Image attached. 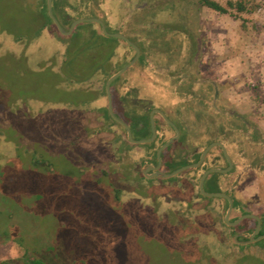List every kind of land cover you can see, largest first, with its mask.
Wrapping results in <instances>:
<instances>
[{
    "label": "rangeland",
    "instance_id": "obj_1",
    "mask_svg": "<svg viewBox=\"0 0 264 264\" xmlns=\"http://www.w3.org/2000/svg\"><path fill=\"white\" fill-rule=\"evenodd\" d=\"M129 1L133 18L124 29L135 36L142 34L143 26L134 18L149 21L154 10L167 2L158 0L151 6L147 0ZM181 1L197 2L176 0V4L181 5ZM255 1L259 7L239 18L194 3L192 23L202 54L200 63L207 65L204 74L219 83L223 103L247 121V168L258 163L240 186L237 180L233 184L236 174L225 177L222 183L231 185L230 190L258 214L264 211V0ZM121 3L114 1L108 6L118 21L123 12ZM175 9L161 11L154 25L167 29ZM188 10L190 14L191 8ZM37 13V0H0V31L2 28L29 39L14 43L6 38L5 44L0 36V259L20 263L26 249L49 264H73L87 253L95 264H237L248 253L264 258V244L245 249L233 244L235 236L222 225L220 208L213 212L216 222L212 225L217 232L185 237V228L165 220L169 214H177L178 223L194 218L195 211H187L186 204L173 200L174 188H183L186 177H199L213 158L224 165L222 156L213 157L220 149L214 148L203 167L182 173L176 181L159 176L141 178L146 148L127 142L126 131L109 117L104 83L93 86L95 68L101 66L107 53L98 45L103 39L91 40L87 29L94 26L102 30L101 26L82 22L85 36L60 31V37L52 31L53 38L50 32L47 39L39 40ZM167 35L172 39L167 42L170 47L186 46L185 36ZM47 42L48 52L64 43L65 60L60 69L54 70L39 59L45 58ZM29 44L33 57L27 52ZM167 46L158 44L159 48ZM128 49L119 47L116 62L124 61L126 55L133 57L134 51ZM153 58L159 61L157 55ZM57 61V57L52 59ZM141 65L137 62L114 82L119 90L113 89V109L120 118L126 119L131 85L144 93L148 80L159 86H152L150 92L158 97V103L171 111L181 103V97L172 95L168 78L155 71L149 75ZM85 78L93 82L84 84ZM102 110L106 112L100 117ZM230 132L236 139L231 144L236 153L243 138L238 128ZM166 134L169 137L172 132ZM257 136L262 144L247 142ZM207 142L199 140L198 145L204 147ZM239 170L238 166L236 173ZM116 188H122L119 200ZM240 214L235 210L231 217Z\"/></svg>",
    "mask_w": 264,
    "mask_h": 264
},
{
    "label": "flooded vegetation",
    "instance_id": "obj_2",
    "mask_svg": "<svg viewBox=\"0 0 264 264\" xmlns=\"http://www.w3.org/2000/svg\"><path fill=\"white\" fill-rule=\"evenodd\" d=\"M115 2H122L123 4V12L121 13L122 17L118 21V18H116L115 11L113 9L109 10V20L115 28L120 29L119 31H112V32H122L125 35H127L133 42H135L141 49V54L144 52L147 55V60L146 63H144L142 68L146 71H148L149 75L151 71L158 72L159 75H163L166 78H168L170 82V86H172L171 92L172 95L175 97H181V103L179 105H174V110L171 111L167 109L164 105L161 103H158L157 101V96L152 95L151 92V87H159L156 85L153 80H148L145 82V88L149 91H142L140 90L139 87L136 85H131L130 93H129V102H128V109L125 110L124 116L126 119H123L125 122H127L132 130V135L133 138L136 140H142V139H147L153 136L154 130L152 127V116L154 118L155 122V130H156V135L154 139L150 142H144V143H135V142H130V144L135 145V146H142L144 149L146 148V154L145 157L142 158L144 160V163L139 166H141L140 169V174L145 176V177H158L155 175H151L154 172V169L149 168L151 165L152 166H157L158 165V157H157V152L158 149L167 141H169L171 138L175 137L177 135V129L165 118H169L178 128L180 131V136L179 138L174 141L172 144L167 146L163 152H162V166L160 170L164 172H173L176 169L193 164L199 161L201 154L203 150L210 145L213 142H221L225 145L229 156L231 157L233 161V166L231 169L228 171H214V172H220V173H229L233 172V174H236L235 181L233 184H235L237 180V184L244 183L245 179L247 178V172H251L252 170H255L257 167L258 163H252V169L247 168L248 163L246 161L247 156H246V151H245V146H246V127H247V121L244 117V115H241L240 113H235L232 111L226 104L223 103V97H222V92L219 83H216L213 79H210L208 76L204 74L205 72V67L207 65L201 64L200 63V57L202 54H200V51L198 49L197 41H196V35L197 33L194 32L193 28V13L192 10L196 4L194 1H188L184 4H182L183 1H181V5L176 4V9L173 12V15L168 18L170 22L169 23H174L175 25H179V29L181 30L180 35L185 36V42L186 46H182L183 43H180L176 47H170V43H167L168 40L172 41L170 36L167 34H164L161 36L157 34V32H160L161 30H164L161 28V26H153L152 21L157 22L159 18L162 16L163 13L159 12L158 15L153 16L152 19L149 18V21H145L144 24L139 23V25H142L145 27V30L142 32L141 35H133L131 32H126L124 29V26L127 22H130L131 18H133L130 14H132V3L129 0H114ZM195 3V4H194ZM134 4V3H133ZM197 6V4H196ZM205 7V6H203ZM207 7V6H206ZM139 8V7H138ZM190 10V14L186 13L184 10ZM197 8V7H196ZM189 11V10H188ZM79 18V17H78ZM101 18V17H100ZM116 18V19H115ZM77 19V18H76ZM136 21V20H135ZM192 25H191V24ZM190 24L191 28L188 27ZM101 26V25H100ZM70 28V27H69ZM67 28V29H69ZM102 29V27H101ZM158 30V31H156ZM74 32V31H73ZM138 34V33H137ZM71 35V34H70ZM112 37V36H110ZM118 38V37H116ZM121 39V38H120ZM135 39L136 41H134ZM123 40V39H122ZM138 41L145 40L144 43V48L142 49L141 46L138 44ZM125 41V40H124ZM126 42V41H125ZM127 43V42H126ZM160 43H165L167 46L166 48H159L158 44ZM128 44V43H127ZM124 45V44H123ZM129 45V44H128ZM176 45V44H175ZM125 46V45H124ZM131 46V45H130ZM120 47V46H119ZM119 47H117V51H119ZM126 47V46H125ZM132 47V46H131ZM128 48V47H126ZM134 50V55L136 54L135 49L132 47L131 49L129 48L128 50ZM132 50V51H133ZM119 53V52H118ZM117 52H115V56L112 57V59L107 62V63H101V66L98 68H95L96 73H95V85L96 84H103V90L104 94L107 98V91H106V83L108 79L118 72L117 70V65L119 62L117 61V58L119 57ZM153 55H157V58L159 59L158 62H154ZM141 56V55H140ZM133 57L131 59H133ZM140 58V57H139ZM130 59V60H131ZM157 59V60H158ZM129 60V61H130ZM139 60V59H138ZM128 61V62H129ZM127 62V63H128ZM138 62V61H137ZM136 62V63H137ZM126 63V64H127ZM135 63V64H136ZM125 64V65H126ZM134 64V65H135ZM100 65V64H99ZM133 65V66H134ZM132 66V67H133ZM130 67L129 69H131ZM128 69V70H129ZM117 70V71H116ZM127 70V71H128ZM126 71V72H127ZM113 72V74H111ZM125 72V73H126ZM124 73V74H125ZM111 74L110 76H108ZM122 74V75H124ZM121 75V76H122ZM120 76V77H121ZM119 77V78H120ZM119 78L113 81L111 84V93H112V102H113V89L114 91H118L119 88H117V84L114 85L115 81H119ZM121 80V79H120ZM93 82L91 79L85 78L83 79V83L86 84V82ZM93 84V83H92ZM92 88H97V87H92ZM98 90V89H97ZM157 94V93H156ZM212 105H208L211 104ZM106 109L108 110V98H107V105ZM208 109H213V113H209ZM102 113L100 114V117L105 114L106 110H102ZM164 115H163V113ZM188 116H190L188 118ZM120 118V117H119ZM191 118V119H190ZM116 121V120H115ZM149 122V124H148ZM119 123V122H118ZM122 125V124H121ZM123 126V125H122ZM124 127V126H123ZM232 129L238 128V131L240 133V137L243 138V143L240 141L239 142V150L234 153L235 151L233 150L231 144L235 142L236 139H232ZM127 133V129L124 127ZM201 130V131H200ZM168 131H171L172 134L169 137H165ZM257 132H259L258 127H257ZM148 135L146 137H142ZM163 138L162 140L160 138ZM127 138H128V133H127ZM253 138V137H252ZM129 139V138H128ZM206 139L208 144L205 145L204 147L199 146L198 141ZM254 139L255 145L262 144V140L257 136ZM161 140V141H160ZM187 140L189 143L183 145V141ZM160 141L159 146L153 151V147L150 146L152 143H158ZM177 145V148H173L174 145ZM218 147L220 149V153L216 154L213 157H219L222 156L223 159L225 160L224 165H220L219 163L217 164V160L213 158L212 163L207 166L204 171L201 173L199 177H189V178H184L182 180L183 188H178L181 190H185L188 188V185L186 184V180L190 179L194 185L193 187V194L192 198L195 199H200L201 195L209 197V198H222L226 199L228 201V207L227 210L224 214V221L226 213L229 208V200L224 197V196H209L204 194L201 189H200V180L203 176V174L211 169V168H218V169H227L229 167L228 159L225 156V153L222 149L221 146L216 145L213 148H211L208 153L206 154L203 162L197 166V167H190L186 170L181 171L180 173L171 176V177H166L169 180H178L179 176L182 173L188 172L190 169L192 170H197L201 167H203L204 163H207L208 160L211 157L212 151L214 148ZM170 150L171 153L174 154H180V156H184L190 162H188L185 165H182L174 170H170L166 163H167V150ZM200 153V156L197 160H193L194 156L196 154ZM237 154H238V160L240 161L239 164L237 163ZM147 158V159H146ZM257 162V161H256ZM239 166L240 170L236 173V169ZM256 171V170H255ZM211 172L207 175L205 181H204V190L206 192L210 193H226L229 196L232 197L233 202L234 198L239 199V197L235 194L233 190H230L232 187L231 185L228 187L224 186L222 183V180L225 179L219 178L216 182V186L220 191H209L207 188H210V185H208V179L210 178L211 174L214 173ZM159 177H164V176H159ZM153 178H148V179H153ZM211 183H214L211 181ZM213 185V184H212ZM215 186V185H213ZM212 186V187H213ZM175 189V188H174ZM175 194V193H174ZM224 205V202L223 204ZM214 210L215 207L210 203L208 206V212L210 213L211 217L214 219ZM248 210V209H247ZM235 211V208L233 206L232 213ZM241 212V211H240ZM263 211L260 213L262 214ZM232 213L230 215V220L231 221H236L241 215L246 214V213H255L252 212L251 210L241 212V214L236 217L235 219H231ZM260 213H255L258 216H260ZM252 218V217H248ZM261 218V216H260ZM247 219V218H245ZM243 219V220H245ZM256 221L257 219L254 218ZM242 220V221H243ZM241 221V222H242ZM236 225H230L226 222L227 225L229 226H240V223ZM257 223L252 231V233L255 231L257 227ZM213 223L209 224V230L210 231H215L217 232V229L215 226H213ZM241 228V227H240ZM262 228V218H261V226L258 235L264 234V232H261ZM246 234L243 231L237 232L235 236V240L238 244L241 245H246L250 243H256L262 239H259L254 242L246 243L248 240V237L252 234ZM239 237L244 238L243 240H238Z\"/></svg>",
    "mask_w": 264,
    "mask_h": 264
},
{
    "label": "trees",
    "instance_id": "obj_3",
    "mask_svg": "<svg viewBox=\"0 0 264 264\" xmlns=\"http://www.w3.org/2000/svg\"><path fill=\"white\" fill-rule=\"evenodd\" d=\"M106 1L107 0H53V10H54L56 17L60 20L62 26L65 27L66 29L69 28L71 23L78 17L95 16V17H101L105 21L108 30L119 31L120 29L113 27V25L111 24L109 17H108L109 13H107L104 10V4ZM147 2H149V4L151 6L159 3L158 0H147ZM37 3H38L37 15L39 17V22H38L39 23V34L41 35L44 31L51 30L55 34H57L58 36L62 37L63 35L60 33V31L56 27L53 19L50 17V15L48 13L47 0H37ZM196 4L200 5V6H207V7L211 8L215 11H218L220 13H229L232 16H234L235 18H239L244 13L255 11L259 7V4L256 3L255 0H227L226 3H222L219 0H197ZM175 8H176V0H167V2H165L163 5H161L159 10H157V11L154 10L155 11L154 16L158 15V13L161 11H164V10L168 11L170 9H175ZM154 11H152L151 13H153ZM184 11L186 13H188V10L187 11L184 10ZM173 12L170 13L171 16L173 15ZM134 19H136V21L138 23H141V24H144V22H145L144 18L143 19H139V18L137 19V17H135ZM151 21H152V25L156 26V25H154L156 22H154L153 20H151ZM95 24H97L100 27L99 23L95 22ZM82 25H83L82 23L77 25V27L75 28V30L71 34V36L79 37V35L81 36V34H84L83 29L81 27ZM167 26H168L167 29L161 30L160 32H157V34L159 33L161 36H163L164 34H171V35H174V38H175L181 33V30L179 29V25H175L174 23H169ZM144 28H145L144 26L141 28L142 32L145 30ZM91 29H87L89 31L88 36L89 37L91 36V40L98 41V38L103 39V42L100 41V43L98 44L99 47L104 48L106 50V53H107L106 58L104 59L103 63L109 62L112 59V57L115 56V52L118 53L117 47L124 44L128 48H130V49L132 48L130 45H128L124 40H122L120 38L106 37L103 34L102 30H98L94 26L91 27ZM156 31H158V30H156ZM12 36L16 41H23V42L29 41V39H26L25 37H23V35L22 36H16V35L12 34ZM84 36H85V34H84ZM133 40L136 41L135 39H133ZM137 42L141 46V48L143 49L145 40H142V41L137 40ZM95 43H98V42H95ZM173 46L176 47L177 45L174 44ZM129 60L130 59H128V56L126 55L125 60L120 61L117 65L116 69L119 70ZM146 61H148L147 55L144 52H142L138 62H140V64L143 65L144 63H146ZM111 74H113V72ZM111 74H109L108 76H110ZM109 117L111 118L112 121H114L116 124L120 125L124 129V127L120 123H118L117 121H115L112 118L111 114H109ZM148 124H149V122H148ZM146 136H148V135H145L142 137H146ZM126 140L128 143H130L128 138H126ZM247 142L249 144L255 145L254 139L252 137H250V139L248 138ZM154 145H155V143L150 144V146H152V147ZM166 154L168 155L166 157L167 158L166 165L170 170H174V169L190 162V160H188L187 158H185L182 155L180 156V154L171 153L169 149L167 150ZM199 156H200V153L196 154L194 156L193 160H197L199 158ZM190 171H193V170L190 169L188 172H190ZM232 174H233V172H229V173L214 172V173H212L210 178L207 180L208 185H210V188H207V190H209V191H220L216 186V184H217L216 181L219 178L230 177ZM1 175H2V173L0 172V176ZM141 178H146V177L141 175ZM211 181H213L214 183H211ZM186 182H187L186 184L188 185L187 189H185V190H181V189H177V188L174 189V190H176L177 193H175V195L173 196L174 197L173 200H176L177 202L186 204L187 205V208H186L187 211H190V212L195 211L194 218H192V219L190 218L183 223L182 222L178 223L175 220V219H177V216H176L177 214H169L164 218L166 221H170L173 224V226H179V227L185 228V230H182V231H185V233H184L185 237H188L189 235H194L197 232H201V233H205V234L210 233L211 231L209 230L210 229L209 224L216 222V219L215 218L213 219L211 217L210 213L208 212V206L211 203L212 205H214V207L216 209L220 208L223 212V215H224L226 210H227V207H228V201L226 199H222V198H209V197H206L203 195H201L200 199L192 198L194 185L190 179H187ZM212 184L215 186H213ZM115 190L117 192V196H118V200H119V193L122 191V188H116ZM170 200H172V198H169V201ZM223 202H224V205H222ZM234 208L236 211L237 210L241 211V212L248 211L249 210L248 209L249 208V202L242 200V199H237V198L235 199L234 198ZM260 216L262 218L261 232H264V211L262 212V214L260 213ZM231 219L233 220L235 218H231ZM256 222L257 221L254 218H247L240 223V226L239 225L238 226H229L224 221V218L221 221L222 225H224L226 228H228L230 233L233 235H235L240 230L245 232L246 234L252 233V231L256 225ZM194 225H197L199 227H198V229H193L191 231V229L188 227L189 226L193 227ZM183 226H185V227H183ZM240 239L243 240L244 238L239 237L238 240H240ZM233 244H236L237 246L241 247L242 249H245V248H247L251 245H254V244L255 245L256 244L263 245L264 239H262L256 243H250V244H246V245L238 244L236 242V240L234 239ZM0 264H49V263L42 257H37L36 255L29 254L28 250L26 249L20 263H17L15 260H12V259L2 258V259H0ZM73 264H95V262H93V259L91 257H89V255L87 253V254L81 256L80 258L75 259ZM237 264H264V258L259 257L258 255H255V254L248 253V254L244 255L243 258L241 259V261L238 262Z\"/></svg>",
    "mask_w": 264,
    "mask_h": 264
},
{
    "label": "water",
    "instance_id": "obj_4",
    "mask_svg": "<svg viewBox=\"0 0 264 264\" xmlns=\"http://www.w3.org/2000/svg\"><path fill=\"white\" fill-rule=\"evenodd\" d=\"M47 3H48V13L50 15V17L53 19L56 27L58 28L59 31H61L62 33L66 34V35H70L73 33L74 29L76 28V26L79 24V23H82V22H97L101 25L102 27V30L104 31V33L108 36H112V37H118V38H121L123 40H125L129 45H131L135 51H136V54L135 56L133 57V59H131L126 65H124L118 72H116L115 74H113L107 81L106 83V91H107V98H108V108H109V111H110V114L111 116L113 117L114 120H116L117 122H119L120 124H122L126 129H127V133H128V138L131 142H135V143H144V142H150L154 139L155 135H156V130H155V122H154V118L152 116V127H153V130H154V134L152 137L150 138H147V139H142V140H136L133 138V135H132V130H131V127L130 125L125 122L123 119L119 118L115 112H114V109H113V102H112V93H111V84L113 83L114 80H116L117 78H119L122 74H124L130 67H132L139 59L140 55H141V49L140 47L135 43L133 42L127 35H125L124 33L122 32H110L108 31L107 29V25L105 23V21L100 18V17H95V16H84V17H79L77 19H75L70 28L69 29H64V27L62 26L60 20L56 17L55 13H54V10H53V0H47ZM163 113V112H162ZM164 115V113H163ZM165 116V115H164ZM165 118L167 119V121H169L176 129H177V135L173 138H171L169 141H167L166 143H164L159 149H158V152H157V157H158V165L157 166H150L149 168L151 169H154V172L151 174V175H155V176H164V177H171V176H174L178 173H180L181 171L183 170H186L190 167H197L199 166L206 154L208 153V151L213 148L214 146L216 145H219L222 147L224 153H225V156L227 157L228 159V163H229V167L227 169H218V168H211L209 170H207L201 180H200V189L201 191L206 194V195H209V196H224L226 197L228 200H229V208H228V211L226 213V216H225V220L228 224L230 225H236L238 224L239 222H241L243 219L245 218H248V217H252V218H256L257 219V227L255 229V231L248 237V240L246 241V243H250V242H254V241H257L259 239H262L264 238V234H260L258 235L259 233V230H260V226H261V218L260 216H258L257 214L255 213H246V214H243L241 215L236 221H231L230 220V215L232 213V210H233V206H234V202H233V199L231 196H229L228 194L226 193H210V192H206L204 190V181L207 177V175L211 172H214V171H228L229 169L232 168L233 166V161L231 159V157L229 156L228 154V151L225 147V145L221 142H213L211 143L210 145H208L202 152L201 154V157L199 159L198 162L196 163H193V164H189V165H186V166H183V167H180L178 169H176L175 171L173 172H164L162 170H160L161 166H162V152L163 150L169 146L170 144H172L174 141H176L179 136H180V131L178 130L177 126L169 119L165 116Z\"/></svg>",
    "mask_w": 264,
    "mask_h": 264
},
{
    "label": "crops",
    "instance_id": "obj_5",
    "mask_svg": "<svg viewBox=\"0 0 264 264\" xmlns=\"http://www.w3.org/2000/svg\"><path fill=\"white\" fill-rule=\"evenodd\" d=\"M112 2H114V0H107L106 2H105V4H104V10L107 12V13H109V10H108V6L109 5H111V3ZM108 3V4H107ZM111 10V9H110ZM84 17V16H83ZM72 24V23H71ZM80 24V23H79ZM78 24V25H79ZM71 26V25H70ZM69 26V27H70ZM77 27V26H76ZM75 30V29H74ZM51 32V34H52V37L51 38H53V36H54V34L52 33V31L51 30H46V31H44L42 34H41V36H40V38H39V40L40 39H47V34L48 33H50ZM0 36H2V39H4L5 40V44H7V39L6 38H8V39H10V40H12L14 43H23V41H16L14 38H13V36H12V34H10L9 32H6V31H4L3 29H1V31H0ZM49 39V38H48ZM48 41V40H47ZM26 43V42H25ZM50 43V42H49ZM49 43L47 42L46 43V45H45V48H46V51H47V48L49 49ZM32 44V43H31ZM31 44H29V46H28V49H27V52H28V50L30 51L29 52V54H30V56H32L33 55V53H31ZM64 45V43H62V42H59V46L57 47V46H55L57 49H51L49 52L47 51H45V58H39V59H42L43 61H45V62H47V64H51V66L53 67V69L55 70V69H60L63 65H64V56H65V54L63 53L64 52V49H62L61 48V46H63ZM33 57V56H32ZM54 57H57L58 58V61L57 62H52V59H54Z\"/></svg>",
    "mask_w": 264,
    "mask_h": 264
}]
</instances>
